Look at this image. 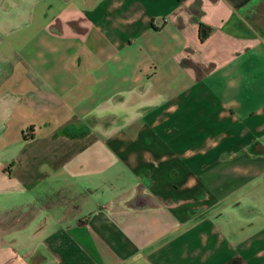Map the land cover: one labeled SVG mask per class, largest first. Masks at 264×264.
I'll use <instances>...</instances> for the list:
<instances>
[{
  "label": "crops",
  "instance_id": "1",
  "mask_svg": "<svg viewBox=\"0 0 264 264\" xmlns=\"http://www.w3.org/2000/svg\"><path fill=\"white\" fill-rule=\"evenodd\" d=\"M0 264H264V0H0Z\"/></svg>",
  "mask_w": 264,
  "mask_h": 264
},
{
  "label": "trees",
  "instance_id": "2",
  "mask_svg": "<svg viewBox=\"0 0 264 264\" xmlns=\"http://www.w3.org/2000/svg\"><path fill=\"white\" fill-rule=\"evenodd\" d=\"M209 30H211V28L208 25H205L204 23H202L200 27L201 37L205 38Z\"/></svg>",
  "mask_w": 264,
  "mask_h": 264
}]
</instances>
